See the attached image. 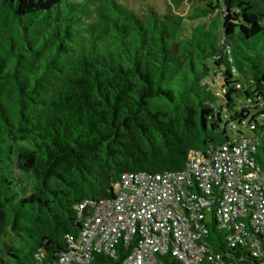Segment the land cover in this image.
<instances>
[{
	"label": "trees",
	"instance_id": "1",
	"mask_svg": "<svg viewBox=\"0 0 264 264\" xmlns=\"http://www.w3.org/2000/svg\"><path fill=\"white\" fill-rule=\"evenodd\" d=\"M167 1L161 14L119 0H0V264H59L82 203L113 198L125 173L182 172L191 151L242 128L264 171V0ZM187 3L189 17L176 12ZM187 18L199 23L185 32ZM214 214L213 254L264 263L230 248ZM134 247L90 264H124Z\"/></svg>",
	"mask_w": 264,
	"mask_h": 264
},
{
	"label": "built area",
	"instance_id": "2",
	"mask_svg": "<svg viewBox=\"0 0 264 264\" xmlns=\"http://www.w3.org/2000/svg\"><path fill=\"white\" fill-rule=\"evenodd\" d=\"M243 124H246L244 122ZM254 129L253 126L249 127ZM259 141L248 133L203 154L191 151L182 172L125 173L113 198L79 206L82 226L68 236L59 264H90L94 254L115 256L116 246L134 243L124 264H242L213 254L205 239L215 207L217 229L230 248L244 246L264 259V171L256 164ZM264 264V263H262Z\"/></svg>",
	"mask_w": 264,
	"mask_h": 264
},
{
	"label": "rangeland",
	"instance_id": "3",
	"mask_svg": "<svg viewBox=\"0 0 264 264\" xmlns=\"http://www.w3.org/2000/svg\"><path fill=\"white\" fill-rule=\"evenodd\" d=\"M121 3L127 5L129 8L133 9L134 11H137L139 13L148 10L150 7H152L154 10L158 11L161 14L168 13V8L166 3L167 0H119ZM195 6V4L187 3L184 5V7L180 10H176L177 13L182 14L186 17H189L192 13V9ZM213 17H210L209 19H205V22H210ZM199 23V21H192L190 18H187L185 21L186 27L184 28V31H188L190 26H196ZM249 131L248 129L242 128V133L247 134ZM208 221L213 224V218L211 213L207 215Z\"/></svg>",
	"mask_w": 264,
	"mask_h": 264
}]
</instances>
